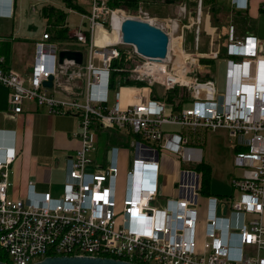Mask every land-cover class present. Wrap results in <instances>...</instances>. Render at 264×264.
Listing matches in <instances>:
<instances>
[{"label":"built area","instance_id":"2783aa9c","mask_svg":"<svg viewBox=\"0 0 264 264\" xmlns=\"http://www.w3.org/2000/svg\"><path fill=\"white\" fill-rule=\"evenodd\" d=\"M4 1L11 15V1ZM108 1L91 0L88 9L78 12L73 33L63 39L54 37L47 23L35 42L32 69L26 76L6 68L0 54V83L9 89L13 112H20L29 100L51 113L79 119L73 132L79 146L66 159L60 196L35 191L29 180L24 198L10 197L9 170L17 148L0 146V250L6 262L93 255L142 264H264L263 38L253 32L239 35L230 23L222 54L220 27L212 22L206 0H169L186 13L185 18L142 11L127 15L155 23L168 34L167 56L153 61L120 40L123 18L118 25L113 18L122 8ZM232 4L246 9L248 0H232ZM261 9L264 12V2ZM114 30L119 36L111 39ZM201 30L209 37L206 52L198 50ZM62 40L76 46H61ZM65 48L80 50L82 63L60 62L58 52ZM223 57L225 81L220 91L213 73L201 74L200 60ZM122 73L127 80L143 83L121 82ZM50 75L52 85H44ZM153 83L162 93L153 92ZM123 88L129 93H122ZM102 128L118 129L134 144L135 157L126 171L121 199L116 187L121 147L110 143L99 152ZM198 128L225 129L234 138L232 147L239 148L234 151V164L242 167L230 180L237 194L223 199L228 214L218 213L219 197L204 198L201 245L197 241L201 172L194 165L202 161V149L188 135ZM163 155L178 166L172 192L153 204L160 197ZM90 164L95 165L93 171L86 169ZM248 246L253 250L248 251Z\"/></svg>","mask_w":264,"mask_h":264},{"label":"crops","instance_id":"0c3cea01","mask_svg":"<svg viewBox=\"0 0 264 264\" xmlns=\"http://www.w3.org/2000/svg\"><path fill=\"white\" fill-rule=\"evenodd\" d=\"M25 1L31 3V0ZM35 1L40 7L39 13L45 17L46 23L51 17H54L49 15L53 9L61 12L63 18L66 19V11L63 6L78 15L79 11L88 9V5L91 3V0H60V3L54 0H32V3ZM167 2L171 3L172 1L167 0ZM206 2L211 7L212 22L219 27L220 25L227 27L232 23L239 35L246 32L258 33L259 15L264 13L261 9L264 0H248L246 9L235 8L232 0H206ZM73 3L78 7L72 6ZM5 5V1L3 5H0V11L5 10L3 14H0V25L4 22L11 23L13 30L16 19L23 12V0L12 1L11 15L6 10L8 4ZM29 6V10H34L32 4ZM36 40L15 38L13 35L9 36L0 31V54L4 57V66L21 75H28L34 61ZM8 93L7 86L0 83V146L14 145L17 148V157L10 165L9 170L11 181L8 187L9 196L24 198L27 195L29 180L34 182L35 191L51 192L53 196H60L65 180L66 159L74 154L79 146V138L73 136V132L79 125L78 116L54 114L49 112L44 105L29 100L23 102L20 112H13L8 105ZM163 157L170 162V167L173 169L178 166L176 161L174 162L165 155ZM56 170H59L60 173L57 174ZM174 179L175 175L173 174L172 182ZM209 189V194L221 199L217 203L218 213L228 214V205L223 199L233 192L227 191L228 189H223L222 192L213 191L210 187ZM170 192H172L171 188ZM204 202V207L201 210L206 213V201L204 200ZM261 220L264 223V211ZM200 225L202 226L201 222ZM203 228L204 221L202 231ZM247 249L248 251L253 250L251 246H248ZM262 252L264 255V250Z\"/></svg>","mask_w":264,"mask_h":264},{"label":"rangeland","instance_id":"374dc122","mask_svg":"<svg viewBox=\"0 0 264 264\" xmlns=\"http://www.w3.org/2000/svg\"><path fill=\"white\" fill-rule=\"evenodd\" d=\"M60 3V0H54ZM32 4L34 10H29V5ZM120 8H122L123 13L127 15H136L139 11L147 12L149 14H158V16H178L180 18H185L186 13L182 11L175 2H167V0H133L131 3L121 1L118 3ZM90 3L88 5V8ZM40 7L37 5L36 1L34 3H28L23 0V12L19 14L16 22L11 27V23L7 24L4 22L0 25V31H3L9 36L20 38L24 40H33L38 39L42 35V32L46 26V19L43 15L39 13ZM63 9L66 11V19L59 18L57 22L53 20L48 21L50 24L49 32L58 39H63V35L66 33H73L74 27H76L79 21V14L69 10L68 7L63 6ZM55 10V9H54ZM52 13V12H51ZM123 14V16H127ZM160 14V15H159ZM52 15V14H51ZM55 16V15H54ZM52 21V22H51ZM220 31L222 34L223 45L221 47L222 54H225V44L227 41V27L225 25H220ZM64 29V30H62ZM7 32V33H6ZM62 34V35H61ZM208 41L209 37L204 33L203 30L199 34V48L200 52L208 51ZM61 46L75 47L76 45L68 43L66 41H61ZM264 43V38H263ZM262 53L264 54V48ZM224 56V55H223ZM208 62V61H207ZM128 67H132L130 63H126ZM200 72L201 74L206 71L208 68L209 72L213 73L215 76L217 87L220 91L224 89V73H225V58H220L218 60H212L208 63H202L201 60ZM148 83V82H147ZM152 90L154 93H162V88L159 84L153 83ZM182 130V129H181ZM179 130V131H181ZM186 130V129H185ZM184 131V130H182ZM192 144L199 146L202 149V160L206 163L211 164V177H210V188L213 191L222 192L223 189H228L234 194H237V191L234 190L230 185L231 177L234 173L239 175L241 173V166L234 164V149L232 148L234 138L230 137L228 132L223 128H218L215 130L198 128L194 133L188 132ZM110 143H117L121 147V151L118 157V173L116 180L117 195L118 198L123 196V186L125 180V174L128 169L131 168L132 159L135 157L134 153V144H132V138L129 135L122 133L118 129L112 128H102L98 133L97 139V148L99 152H103ZM93 158L98 156L96 152L92 153ZM195 163H192L194 165ZM185 165L184 162L181 164V168ZM94 164H90L86 167L87 170H94ZM171 164L163 156L160 157V172L158 177L159 188H160V197L157 201H153V204H158L159 201L168 196L170 188L172 187V176L174 174L173 167H170ZM57 174L60 173L59 170L55 171ZM232 195V194H230ZM229 197V196H228ZM205 200V199H204ZM203 198H200L199 205V225H198V236L197 241L201 245L205 239L202 233V226L204 221L205 212L201 210L204 207ZM205 203V202H204ZM219 214L224 215L219 212ZM203 218V220H201ZM202 223V226L200 225ZM263 253V252H262Z\"/></svg>","mask_w":264,"mask_h":264},{"label":"water","instance_id":"95a60500","mask_svg":"<svg viewBox=\"0 0 264 264\" xmlns=\"http://www.w3.org/2000/svg\"><path fill=\"white\" fill-rule=\"evenodd\" d=\"M181 24V20L179 21ZM180 32L178 28L177 33ZM258 35L264 38V13L259 15ZM120 40L134 45L136 51L147 58L162 60L167 56L169 36L165 30L150 21L133 16H125L120 24ZM59 61L73 59L82 63V52L78 49L65 48L58 52ZM53 76L43 81L44 85H52ZM0 264H10L0 260ZM29 264H142L110 256L93 255H53Z\"/></svg>","mask_w":264,"mask_h":264},{"label":"trees","instance_id":"16d2710c","mask_svg":"<svg viewBox=\"0 0 264 264\" xmlns=\"http://www.w3.org/2000/svg\"><path fill=\"white\" fill-rule=\"evenodd\" d=\"M121 1H124V2L126 1V2L131 3V1H133V0H109L108 3H109V5H111L113 7H116V6H119L118 3H120ZM72 6H74L75 8L78 7L74 3L72 4ZM49 15L50 16H54L55 15L54 17H51V19H50V20H53V22H57V20L59 18H62L63 17V15H62L61 12H59L57 10H54V9L52 10V13L51 12L49 13ZM62 30H64V29H62ZM201 60H202V63H208V62H211L212 61L211 59H208V58H202ZM202 74L203 75H208L209 74L208 68ZM124 75H125V73H122L120 75V81L121 82H125V83H139V84H142L143 83L141 81L127 80V79H125ZM169 98H172V95H170ZM233 149L235 151V150H238L239 148L238 147H234ZM194 166H195L196 169H198L201 172V189H200V193H201V197L204 199V198H206L207 195H209V192H210L209 191L210 190L209 187H210V175H211L210 170H211V167H210V164L209 163H206L203 160L201 162L197 163ZM0 260L5 261V262L7 261V258L5 256V254L1 250H0Z\"/></svg>","mask_w":264,"mask_h":264},{"label":"bare ground","instance_id":"6f19581e","mask_svg":"<svg viewBox=\"0 0 264 264\" xmlns=\"http://www.w3.org/2000/svg\"><path fill=\"white\" fill-rule=\"evenodd\" d=\"M123 14H125V13H123L122 10H119V12H118L117 14L114 15L113 22H114L115 25H118V24L120 23V20H121L122 18H124ZM125 15H127V14H125ZM113 33H114V34H113ZM113 33H111V36L108 35V36L111 37V39L119 36V31H118V30H114ZM101 38H102V36L99 35V36H98V39H101ZM153 61H157V60H156V59H153ZM122 93H124V94H128V93H129V90H127V88H123V89H122ZM124 94H123V95H124Z\"/></svg>","mask_w":264,"mask_h":264},{"label":"clouds","instance_id":"9594fccd","mask_svg":"<svg viewBox=\"0 0 264 264\" xmlns=\"http://www.w3.org/2000/svg\"><path fill=\"white\" fill-rule=\"evenodd\" d=\"M10 1H11V4H12L13 0H10ZM3 4H4L3 0H0V5H3Z\"/></svg>","mask_w":264,"mask_h":264}]
</instances>
